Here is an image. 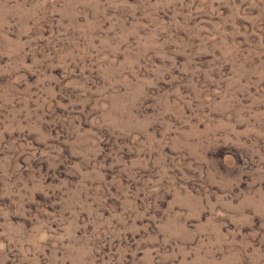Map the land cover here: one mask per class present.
I'll list each match as a JSON object with an SVG mask.
<instances>
[{"label": "rangeland", "instance_id": "374dc122", "mask_svg": "<svg viewBox=\"0 0 264 264\" xmlns=\"http://www.w3.org/2000/svg\"><path fill=\"white\" fill-rule=\"evenodd\" d=\"M0 264H264V0H0Z\"/></svg>", "mask_w": 264, "mask_h": 264}]
</instances>
